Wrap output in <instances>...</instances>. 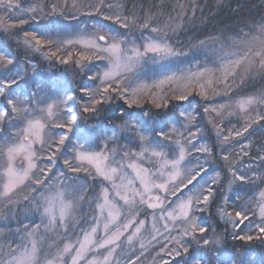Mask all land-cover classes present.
<instances>
[{
    "label": "trees",
    "instance_id": "obj_1",
    "mask_svg": "<svg viewBox=\"0 0 264 264\" xmlns=\"http://www.w3.org/2000/svg\"><path fill=\"white\" fill-rule=\"evenodd\" d=\"M17 2L20 7H13L10 12L6 13L4 8H0V17H12L11 20H6L7 24H17L8 31H4L0 25V55L12 60V63L8 64L6 60L0 59V71L10 76L1 78L0 75V80L15 79L11 95H19L24 99L33 117L40 118L42 114L38 111L39 108L60 99H65L66 103L59 106L55 122L66 123L71 115L77 117L71 132L67 127L54 128L51 123L46 126L43 132L45 141L53 134L57 138L64 135L68 139L64 146H60L55 165L46 159L51 152L42 153L41 146L35 145L41 158H35L37 168L34 169L31 181L37 176L46 180L45 185L39 186L40 190H44L47 184L56 182L55 177L60 172H65L67 176L76 177L77 182L88 186L86 199L73 209V215L66 222L65 232L62 233L58 229L54 232L56 235L45 236V241L39 245L40 257L45 254L51 255L54 248L58 249L65 243L75 244L90 225V214L96 201H91V198L95 196L94 187L98 188L102 181L100 178L89 177L83 171L72 173L64 165V159H70L74 154V145L84 143L85 148L95 152L101 151L107 145L111 148L107 150L111 151L112 162L114 160L116 164H126L128 161H138L150 168V163L147 164L139 155L131 153H140L143 148H148L149 151L152 149L163 151L166 158L174 159L176 146L173 145V141H161L156 133L161 129L167 132L171 127L180 124L183 117L180 113L185 115L190 113L195 119L191 120L188 132H200L201 141L211 149V155L194 152L190 154L192 163L190 167L199 163L205 169V173H201L197 178L198 183L195 187L189 185L188 188H184L183 195L180 192H177L176 196L168 193L166 203L171 206L175 201L179 202L178 197L185 199L190 194L189 190L195 192L201 186L205 190L211 188L213 192L209 203L194 205V208H202L203 211L193 213L197 223L206 227L207 231L203 234L197 233L195 239L184 238L183 242L189 248L187 255L176 257L173 252L169 256L167 253L173 248L181 250L174 241H171V237L176 236L178 232L177 221L173 223V227L168 226L167 230L163 226L157 232L150 231L152 233H149V237L142 238L141 245L144 247L140 249L137 246L138 249L127 253L126 262L122 261L125 257L124 259L122 257L120 262L165 264L167 261L168 264H193V257L204 256V264H264V234L259 232V228L264 227V222L261 221L258 207L259 193L264 191V160L258 159L264 156V120L254 124L241 136H236L234 130V135L228 137V134L222 135L220 129H217L221 125L218 116L210 122H207L205 117V108L212 111L211 106L218 107L223 102L237 105V101L242 98L264 95V72L245 77L243 83L240 82L239 74L234 81L229 78L226 83L231 85V89L227 90V97L213 95L216 93L214 89L220 92L221 88L218 87L211 89L213 94L210 93V89L206 91L205 96L200 95L202 91L197 87L192 89L176 87L172 81L159 84V81L169 74L159 75L158 69H149L141 65L134 74L119 81L121 88L128 87V94L124 99L117 93H106L105 96H111V99L96 106V112L85 114L82 108L88 104V97L80 89L95 90L103 87L99 74L104 72L105 63L93 57L87 67L81 68L74 61L80 59V53L84 51L82 45L66 43L76 41L78 37L88 38L99 29L100 34L109 31L114 35L122 33L129 41L142 44L149 36L158 38L162 34L151 33L148 29H123L118 24L105 20L104 16L119 14L121 17H136L139 21L151 16L150 28L164 27L167 24L168 27L164 29L167 35L163 38L176 50L187 53L173 57L174 69L176 66L178 71L180 69L186 71L187 67L193 65L198 67L202 62L211 63L216 54L225 49L241 54V46L234 41L248 39L258 34L257 29L264 25V0H103L99 12L94 11V6L99 4L100 0H17ZM117 4L121 7L116 8ZM53 5L56 6L55 11ZM107 5L113 7L109 8ZM29 8L36 10L29 13L26 11ZM30 16H35V20L30 19ZM19 19H24L27 23L19 25L17 23ZM25 33L29 35L25 36ZM32 33L42 37L41 45L24 43L25 39L31 38ZM244 33H248V37H245ZM199 41H204L205 47H191L197 45ZM35 47H39L40 50L36 51ZM206 49L212 50L208 54ZM53 52L56 53L55 56L51 55ZM68 53H71L72 59L67 64L61 63V59H68ZM84 54L90 55L88 52ZM90 76H96L97 79H89ZM140 85L145 87L136 94L137 103L129 107V103L125 101L130 102L132 88ZM11 89H5V92L9 93ZM33 93L36 94L35 97ZM181 94L186 95L187 99L178 100L177 97ZM69 107L72 108L71 113L67 112ZM6 108L4 98L0 97V112ZM230 108L234 109L233 105ZM256 110L264 115V104L251 106L247 113L235 110V114H242L243 121ZM234 121L231 118V122ZM17 125L23 126L21 121ZM1 126L5 127L6 124ZM86 127L88 132L85 143L82 132ZM19 133L22 135V131ZM140 135L145 137L143 142L139 139ZM225 137L228 138L227 141ZM158 143H163L164 147H157ZM149 151L145 152L144 156ZM125 152L130 154L125 156ZM224 156L228 157L227 161L223 159ZM45 165L51 172L40 175L39 168ZM229 168L237 175L243 174L246 177L245 182L232 183L234 177ZM212 178H215L216 182H213ZM31 181L26 189L29 194L32 193ZM220 208L231 212L233 217L236 211H244L248 219L237 226L231 221L220 219ZM146 215L149 216V213ZM15 221L10 222L8 229L0 234L1 244L15 235L16 228L20 231L28 230L26 227L39 228L36 218L22 220L19 213L15 214ZM249 235L253 237L250 241L238 238ZM204 239L209 240V244L201 247ZM120 262L118 264H121Z\"/></svg>",
    "mask_w": 264,
    "mask_h": 264
},
{
    "label": "snow or ice",
    "instance_id": "obj_2",
    "mask_svg": "<svg viewBox=\"0 0 264 264\" xmlns=\"http://www.w3.org/2000/svg\"><path fill=\"white\" fill-rule=\"evenodd\" d=\"M103 5V0H100L99 4L94 6V11L99 12L100 6ZM19 8L20 5L17 0H0V8H4L7 12H10L11 9ZM55 5H53V11H55ZM111 8L112 5H107ZM116 8H120L121 5H115ZM35 8H29L26 11L29 13L34 12ZM91 14V13H90ZM32 20H35V16L29 17ZM12 17H0V25L3 26L4 31H8L11 27L17 26V24H7L6 20H11ZM105 20L112 21L113 24H118L120 28L123 29H148L151 33H161L162 36L158 38H153L149 36L144 40L142 44H136L132 41H129L126 36L121 34H113L111 31L104 34H100L98 29L93 35L89 36L87 39H81L76 41H67V45L73 43L82 45L83 52L80 53V59L74 61L81 68L87 67V64L92 62L93 57L99 60L107 61V70L99 74L100 84L103 85L102 88H97L95 90L88 88H81L80 91L88 97V104L83 106V113H94L97 111L98 105L104 103L106 100H110L111 96H105L106 93L113 92L117 93L121 99H124L125 95L128 94V87L121 88L119 86V81L126 79L129 75L134 74L139 66L142 65L147 59H152L153 62H156V58L161 60H167L173 57H179L186 55L187 53L183 51L176 50L171 46L166 39L163 37L167 35L165 28L168 27L167 24L164 27H151L152 17L148 16L143 21H139L136 17H121L119 14H114L112 16H104ZM19 25L27 23L24 19H19L17 22ZM175 31V28L172 29ZM257 35H252L248 39H241L239 41H234L237 45L241 46V54L232 53L226 58H220L219 68H204L203 71L193 73L192 76L197 80H203L201 87L211 88L213 83H224L226 90L231 89V85L226 83L229 78H232L233 81L237 74L240 75V82L243 83L245 77L253 76L257 72H264V25H260L257 29ZM28 33H25V36H28ZM245 37H248V33L243 34ZM25 44L39 46L42 44V37L37 33H32L30 39L24 40ZM192 48L205 47L204 41H199L197 45H192ZM36 51H39V47H35ZM84 52L90 53V55H85ZM52 56H55L56 53H51ZM0 59L6 60L8 64L12 63V60L3 57L0 55ZM72 59L71 53H68V59H61V63H69ZM87 62V63H84ZM219 71L221 73L222 79L215 78V72ZM89 79H97L96 76H90ZM174 79H179L175 76V73L171 75H166L162 80L159 81V84H164L170 82ZM186 79H191V77H186ZM15 79H4L0 80V85H3L0 88V97H3L7 108L0 112V125L6 123H11L12 121L20 120L24 125L22 128V135L20 133L9 134L6 131L5 127L0 126V154L6 157V167L0 171V203L4 207L9 208L11 211L12 206H14L18 201L15 200V195L18 190H20L26 183V181H31L32 170L37 168V164L34 161V158L40 159L41 157L37 155L36 149L33 147L34 144H39L41 146V152L47 153L51 152V155H47V161L55 165L57 153L60 152L61 147L64 146L67 136L61 135L58 138L55 134L48 137V140L45 141L42 133L46 126L51 123L54 128H65L67 127L68 131H73L72 125L76 122L77 117L71 115L66 120V123H56V115L59 111V106L66 103L65 99H60L58 102H53L47 104L46 107L39 108L38 111L42 114L40 118H34L30 109L25 106V100L21 99L19 95H9L5 92V89H11L12 85L15 84ZM159 86V85H157ZM145 87L140 85L136 88H132L131 99L125 101L129 103V107L132 104L137 103L136 94ZM227 94V91L225 92ZM33 97L36 96L35 93L32 94ZM200 95H205V92H201ZM96 97H100L97 99ZM178 100H186L187 96L181 94L177 97ZM35 103L36 100L34 99ZM255 104H264V95L261 96H249L242 98L237 101V108L241 112H249L251 106ZM223 109L224 105L220 106ZM209 109L205 108V112H208ZM212 111H217L213 108ZM67 112L71 113L72 108H67ZM231 114V113H230ZM181 116L185 117L186 121H191L195 119L190 113L185 116V113H180ZM261 120H264V115L259 113L256 114L255 118L249 119L245 122L243 127V132L237 131L236 136L243 135L244 132H248L254 124H259ZM127 127V125H126ZM135 126L133 125V128ZM187 129V124H185V130ZM87 127L84 132H82V137L84 138L85 143L87 142ZM161 141H173L175 144L176 157L168 161L165 157L163 151H156L155 149L151 150V155L155 157H160L164 160L160 169H157L159 178L163 182L158 183L154 178L156 173H150L148 169H140L136 173V178L140 181L142 190H133L129 188L132 181H127L125 183V176L122 175V166L117 164V166H112L109 163V154L107 151V145H105L104 150L100 152L90 151L85 148L84 143H80L73 146V155L70 159H64L63 163L72 173L85 172L88 176L93 178H102L104 181H110L111 187L115 190V195L122 200L124 205L128 206L130 212L137 209V197H139V204L147 205L150 209L162 208L166 195L171 192V195L176 196L177 192H180L183 195V189L188 188L189 185L198 183V177L201 173H205V169L199 163L192 167H188L185 164L186 156L190 155V150L181 143L180 139H174L175 136L183 137V132L179 129L172 127L169 131H164L161 129L156 133ZM190 135L195 136V133ZM141 142L145 140L143 135L139 136ZM225 137V141H227ZM187 143L192 145L195 151L200 153H205L208 156L211 155V149L205 145L200 147H195L192 140H188ZM157 147L163 148V143H158ZM148 148H143L140 153H131V155H139L143 157L145 152H148ZM115 152V150H113ZM130 153L125 152V156H128ZM247 155V153H245ZM19 158L27 161V166L22 170L18 169L15 165V161ZM225 161L228 160L227 156H224ZM260 160H264V156L258 157ZM115 161L113 160V163ZM129 167L135 169L134 164H129ZM164 168L171 169L170 172L163 171ZM91 169V170H90ZM229 171L232 172L234 177L232 183L237 181L245 182L246 177L243 174L237 175L235 171L229 168ZM46 172H51L46 165L39 168V174L43 175ZM219 176V173H217ZM166 177V178H165ZM117 179L120 181L117 183ZM213 182L215 178H212ZM56 184H47L46 189L40 190L39 186L45 185L46 180L40 179L39 176L34 181H31L30 191L37 192L39 190L38 196L25 195L23 199L29 201L31 206H34L35 210L40 211L42 209V215L47 217L49 225H54L57 220V211L59 220L61 223L64 219L70 215L72 209L78 207L82 201L86 199V192L88 191V186L84 183L77 182L76 177H69L65 172H60L58 176L55 177ZM187 183H184V181ZM195 182V183H194ZM182 185V187H181ZM121 189L124 190V194H121ZM153 189L159 190L161 193H164L165 196L162 198L160 195H153ZM231 190V188H230ZM132 191L130 196L128 193ZM190 194L185 199H180L178 197L179 203L176 205L172 211L167 212V217L176 223L179 221L178 232L176 236L171 237V241H174L175 245L179 246V249L173 248L170 250L167 255L171 256L173 252L176 257L181 255H187L189 248L185 245L184 238H193L197 233L203 234L207 231V228L201 226L197 223V218L193 214L195 211H203L202 208H194V205L209 203L210 197L212 196L213 190L211 188L204 189L203 186L196 189L195 192L191 190ZM205 191L207 194H205ZM101 194L105 200L106 204L111 205V210L108 211L107 215L110 218L109 223L105 224V231L109 229V224L119 220L120 211L119 207L108 200V189L103 188ZM147 197V199L145 198ZM227 199V198H225ZM98 208L101 209V214L105 208L104 204H98ZM259 216L261 221L264 222V191L259 193ZM138 214V212L136 213ZM219 216L222 220H227L233 222L235 225L239 226L248 219L247 215L244 214V211H236L235 217L232 216L231 212L225 211L223 208L219 209ZM8 218L7 214H0V220H6ZM132 224V221H129L128 224H124L122 227L126 231ZM143 225V221L140 222ZM8 225L4 224L0 226V234H3L5 229H8ZM167 230V225H165ZM10 230V229H9ZM19 229H17L18 231ZM139 227L136 229L139 232ZM96 232V228H92L91 232L86 233L84 240L80 242L79 248L76 250L77 255L72 258V264H78V261L85 259V253L90 250V245L95 243L96 249L107 248L109 245H116L117 241L120 239L123 232L119 227L112 232L111 235L103 239L102 242H95L92 240L93 234ZM259 232L264 234V227L259 228ZM30 236L31 232L28 233ZM155 237H153L154 239ZM241 240H252V236H239ZM131 240V237H129ZM209 244V240L204 239L203 244L200 245L206 246ZM9 251L6 253L9 256V259L3 260L2 264H37L36 256V246L33 242L32 248L28 249L24 247L20 252H16L14 248L9 244ZM19 247V246H18ZM141 247H144L141 245ZM96 249H91L95 251ZM115 248H111L108 256L104 257V261L101 264H107V261L111 257L112 253L115 252ZM65 253L71 251V246H66L63 250ZM204 256L193 257V264H204ZM45 264H53V261L48 260ZM88 264H97L95 260H89ZM133 264V262H129ZM165 264H168L165 261Z\"/></svg>",
    "mask_w": 264,
    "mask_h": 264
},
{
    "label": "rangeland",
    "instance_id": "obj_3",
    "mask_svg": "<svg viewBox=\"0 0 264 264\" xmlns=\"http://www.w3.org/2000/svg\"><path fill=\"white\" fill-rule=\"evenodd\" d=\"M81 39H87V38L78 37L77 40H81ZM132 42H134V41H132ZM136 44H138V43H136ZM206 50H207V53L209 54V51H211L212 49H206ZM232 53L238 54L237 51H233V50H229V49H225L222 52L219 51V54H216V56L214 57V59L211 63L205 64L204 62H202L198 67H195L197 65H195V66L193 65L192 67H187L185 69L186 71H184V69L183 70L180 69V71H178L176 66L174 69V64H173L174 58H170L167 60H161L159 58H156V62H153L152 59H147L144 63H142V65H144L146 68H149V69H158L159 75H162V74L171 75V74L175 73V76L179 78V79L172 80L173 85L176 87H182V88L188 87L190 89H192L193 87H197L198 90H201V91L204 90L205 93H206V91H208L210 89L211 94H213L211 89L218 87V88H221L222 90L220 89V92H218L216 89H214L216 91V93L213 95L227 97L228 91L226 90L224 83L217 84L214 82L211 88H208L206 86L201 87V85L203 84V80H197L195 77L192 76V74L203 71L204 68H213V69L219 68L220 58H226L229 55H231ZM103 61L105 63V70L104 71H106L107 70V61L106 60H103ZM23 70L25 71L24 68H23ZM0 75H1V78L2 77L10 78L9 75L6 76L7 74L2 73V71H0ZM186 77H191V79H186ZM4 78H3V80H4ZM215 78L216 79H222L221 73L219 71L215 72ZM2 87H3V85L0 86V88H2ZM226 91H227V94H225ZM8 94L9 95L12 94V89L9 90ZM208 95H210V94H208ZM221 105H224L223 109H221L220 106H218V107L211 106L210 108H215V109H217V111L214 112V111H211V109H209L208 112H205V117H206V121L210 122V121H213V119L216 116H218L220 119L221 125H219L217 127V129H220V132H222V135L224 133L228 134V137L234 135V133H233L234 130H235V133H236V131H241L243 129L242 125H245V122L247 120L255 118L256 114L258 113V111L256 110L255 112H253V114L249 115V117H245L244 120L241 121L242 114H235V110H238L236 104H231L229 102H223ZM231 105H233L234 109L230 108ZM258 105H263V104H257V106ZM25 106H27L26 101H25ZM187 115H185V116H187ZM34 118H37V117L35 116ZM231 118H233L235 121L231 122ZM19 121L20 120H16V121H12L11 123H6V126H5L6 131L9 134H15V133H19L20 131H22V128L24 127V125L23 124H22L23 126L17 125ZM180 121H181L180 124L175 125L173 127L177 128L181 132H183V137H179V136L174 135V139H180L181 143L184 144L185 147L190 150V153H192V152H194L195 154L200 153V152L195 151L193 146L189 145L187 143V141L189 139L192 140L195 147H200L201 145L206 146L207 144H205L204 142L201 141L202 134L200 132H194L195 136L190 135L191 133L188 132V126L192 123V121H186L185 117H182V119ZM16 122H17V124H16ZM223 123L226 125H222ZM230 123H232V124H230ZM185 124H187L186 130H185ZM231 126H233V127L230 128ZM19 128H21V129H19ZM167 131H169V130H167ZM42 135H43V133H42ZM35 145L36 144L33 145L34 148H35ZM173 145H175L174 142H173ZM107 149L109 150L111 148L107 147ZM240 149H241V147H240ZM102 150H104V149H102ZM108 154L110 157L109 163H111L112 166H114V167L117 166L116 161L114 163L112 162V158L110 156L111 151H108ZM37 155H38V152H37ZM175 155H176V151H175ZM141 159H144L147 164L150 163L151 167L148 168L145 165H141L138 161H135V162L128 161V162H126V164H119L120 166H122V173L121 174L125 176V183H127V181H132L131 185H129V188L133 189V190H142L141 183L136 178V173L140 169H148L150 173H156V176L154 178L157 180V182L158 183L163 182V180L159 178V174L157 173V169L161 168L162 164L164 163V160L160 157L152 156L151 151H149L148 154H145V156L143 155V157H141ZM166 159L168 161L171 160L168 158H166ZM34 161H35V158H34ZM6 163H7L6 157L4 155L0 154V171H2L4 167H6ZM129 164H134L136 166L135 169H133L132 167H129L128 166ZM185 164L188 167L191 166L192 163L190 162V155L186 156ZM15 165L18 169L22 170L24 167L27 166V161L23 160V158H19L15 161ZM163 171L170 172L171 169L164 168ZM33 172H34V169L32 170V176H33ZM89 177H91V176H89ZM100 179L102 181L99 184L100 186L98 188L96 186L94 187L95 196H93V199L91 198V201H93V200L94 201L96 200V201H95V205H94V210L91 211V214H90V218H91L90 219V225H89L87 231L85 232V234L91 232L92 228H96V232L93 234L92 240L95 242H102L103 239H105L107 236L111 235L112 232H114L115 229L117 227H119L121 229V231L123 232V235H121V237L117 241L116 245H109L107 248L96 249V244L95 243L91 244L90 250L85 253V259L78 261V264H88L89 260H95L97 262V264H101V262L104 261V257L108 256L110 249L113 247L116 250L114 253H112L111 257L107 261V264H118L122 257H123V259L125 257V259L122 261L126 262L125 261L127 258L126 256L129 254L128 253L129 251H133L134 249L137 248V246H139L140 249H142V247H141L142 238L147 237L149 235V233L157 232L163 226L165 228V225H167V228H168V226L173 227V221H171L167 217V212L172 211V209L175 208L179 202L175 201L171 206H169L166 203L167 200H165V203H164L162 208L150 209L147 207V205L139 204V197H137L136 199H137L138 207L136 210L130 212L128 210V206L124 205L123 201L119 200V198L115 195V190L111 187V182L110 181H104L102 178H100ZM119 182L120 181L117 179V183H119ZM52 184L55 185L56 182H53ZM28 185H29V181H26L25 185L20 190L17 191V193L15 195V200L18 201V203H16L14 206H12L11 211L9 210V208L4 207V205L2 203H0V214H7V216H8V218L6 220H0V226H3L4 224L8 225L10 222L15 223L16 222L15 221V214L19 213L22 220H31L32 218H36L39 222V228L40 229L39 228H30L29 229V227H26V228H28V230L22 231L23 230L22 229L21 231L20 230L17 231L18 228H16L15 235L13 237H11L5 243H2V244L0 243V264H2L3 260L10 258L9 256L6 255V253L9 251V247H8L9 244H11V247L14 248L16 250V252H20L24 247L31 249L33 242L35 243L36 250H37L36 251L37 264H45V262L48 260L53 261V264H72V258L77 255L76 250L79 248L80 242H82L84 240L85 234L75 244L74 243L73 244L65 243V245H63L62 247H60L58 249L54 248L53 249L54 251L51 253V255L45 254V256H43L42 258L39 255L40 254L39 245L41 243H43V241H45L46 235H56V234H54V232H56L58 229L61 230L62 233L65 232L66 222H67L68 218L71 215H73V209H72L70 215L67 216L62 223L59 220L58 211H57L56 214H57L58 218H57L55 224L49 225L47 217H44L42 215V209L40 211L35 210L34 206H31L29 201H25L23 199V197L25 195H30V196H38L39 195V192H32L29 194V191L26 190ZM103 188L108 189V200L111 201L112 203L116 204L119 207V211L121 214L119 220L109 224V229L107 232L105 231L104 226L106 223H109L110 218L108 217L107 213L109 210H111V205L105 203L103 195L101 194ZM120 191H121V194L123 195L124 190L121 189ZM169 193L171 194V192H169ZM128 194L131 196L132 191H129ZM152 194L153 195H160L162 198H164V196H165L164 193H161L157 189H153ZM166 197H167V195H166ZM145 198L147 199V197H145ZM98 204H104L105 205V208L103 210V214H101V209L97 207ZM137 212H138V214H136ZM147 212L149 213V216L146 215ZM129 221H132V224L125 231L122 226L124 224H128ZM141 221H143V225L140 224ZM170 223H171V225H170ZM138 227L140 229L139 232L136 231V229ZM150 231H152V232H150ZM29 232L32 233L31 236L28 234ZM129 237H131V240H129ZM66 246H71L70 252L65 253L63 251ZM91 249H96V250L92 251ZM122 261L120 262L121 264H122Z\"/></svg>",
    "mask_w": 264,
    "mask_h": 264
}]
</instances>
